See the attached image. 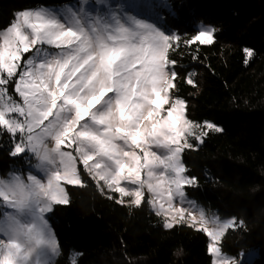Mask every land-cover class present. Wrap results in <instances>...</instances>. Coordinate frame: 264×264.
<instances>
[{
    "label": "snow or ice",
    "instance_id": "6c2138e0",
    "mask_svg": "<svg viewBox=\"0 0 264 264\" xmlns=\"http://www.w3.org/2000/svg\"><path fill=\"white\" fill-rule=\"evenodd\" d=\"M94 2L105 10H86L88 0L76 9L21 10L0 29V133L12 139L11 156L31 152L46 176L0 179V200L16 212L0 222V264H51L60 254L44 214L69 203L64 183L83 184L80 165L116 203L139 207L147 193L164 227L205 234L211 264H240L218 246L235 218L209 217L187 199L186 188L198 185L182 159L194 147L189 138L202 143L222 129L188 119L186 101L172 95L178 73L170 50L180 35ZM214 32L202 27L184 43L211 45ZM186 82L194 85L190 75Z\"/></svg>",
    "mask_w": 264,
    "mask_h": 264
},
{
    "label": "trees",
    "instance_id": "16d2710c",
    "mask_svg": "<svg viewBox=\"0 0 264 264\" xmlns=\"http://www.w3.org/2000/svg\"><path fill=\"white\" fill-rule=\"evenodd\" d=\"M70 0H0V29L14 13L40 4ZM170 29L181 40L170 50L178 76L174 94L186 101L187 117L209 120L222 131L183 152L198 185L186 192L209 213L235 217L219 246L233 256L250 248L264 264V0H173ZM205 23L215 29L211 45H186ZM245 50H251L248 56ZM191 76L194 85L186 82ZM11 92L12 89L10 88ZM12 139L0 133V174L24 155L11 156ZM82 185H67L69 203L55 204L49 222L60 254L52 264H211L209 238L187 224L164 227L165 220L145 202L118 204L79 166ZM128 198H125L127 201ZM243 221V225H240Z\"/></svg>",
    "mask_w": 264,
    "mask_h": 264
},
{
    "label": "rangeland",
    "instance_id": "374dc122",
    "mask_svg": "<svg viewBox=\"0 0 264 264\" xmlns=\"http://www.w3.org/2000/svg\"><path fill=\"white\" fill-rule=\"evenodd\" d=\"M172 1L173 0H105V3L109 7H118L120 10H122L127 15H135L137 18L145 19L147 22L154 23L158 27H162V29L166 30L169 33L177 34L176 30L170 29V27L168 25V22H167L168 21V16L173 14ZM81 4H82V0H70V1H67L66 3H64V4H40V5H37L34 8H27V9H24V10L38 9L40 7H46V8H49V9H53V8H69V7H71L73 9H76ZM83 6L85 7L86 10H89V11H92V12H95V11L103 12L105 10V9L95 5L94 0H88V3L84 4ZM198 27H199V30H200L202 27H212V26L207 25L205 23L204 24L201 23V24L198 25ZM45 47L50 52H56L57 51L54 47H50V46H45ZM28 55H32V53H29ZM175 84H176V82H175ZM174 90H175V88L171 90L172 91V95L176 96L174 94ZM9 91L11 92L10 89H9ZM13 95H14L15 99H19L18 96H15V94H13ZM193 122L201 124V125H203L205 122L213 123V122H211L209 120H205L203 122H195V121H193ZM217 127H219V126H217ZM204 130L207 131V129H204ZM189 139L193 143L192 138L190 137ZM203 141H204V139H203ZM197 143L201 144L199 142H197ZM193 145H194V143H193ZM53 146H50V147H53ZM62 148H64L65 150H70V149H67L66 146H62ZM154 150H156V149H154ZM156 151H158V154H160V152H161V150H156ZM22 155H24V161L28 162L29 165L27 167H23V168L16 166V167H14L11 170V172L9 174H7V175L0 174V179L7 181L12 176L18 175V176H21L25 181H27V176L29 174H31V175L37 176L38 179H41L42 181L46 182V176H45L44 170L37 167V164L39 162L38 159L31 152H26V153H24ZM62 183H64V182H62ZM64 186H65L66 192L68 194L66 183H64ZM149 197H150V199L153 198L150 195H149ZM68 198H69V194H68ZM187 199L189 201H193L195 203L196 207H197V210L202 209L206 213V215L209 216V217H218L221 221L233 218V217L221 218L216 213H209L200 202H198L194 197H191L188 194H187ZM54 206H55V204H53V208H54ZM165 206L167 207V205H165ZM176 206L177 207L180 206L178 202H177ZM184 206L187 207L188 205L185 204ZM51 212L52 211L46 212L44 214V217L47 220L50 229L54 233V231L52 229V226L50 225V222H49V215L51 214ZM5 214L16 215V212H15L14 209H11V208L7 207V205H5L2 200H0V222L4 221ZM161 216L165 220V216L164 215H161ZM168 219L170 220L171 217H168ZM235 220H236V218H235ZM236 222H237V220H236ZM0 238L6 239V237H4L3 235H0ZM218 246H219V244H218ZM222 253L224 255L230 257V258H235L237 261L240 262V264H252L253 260L259 255V251L257 249H254V248H250V249H248L246 251H243L238 256H233V255L225 253L223 251H222ZM241 254H243V258H241ZM55 258H56V256L51 257V264L53 263Z\"/></svg>",
    "mask_w": 264,
    "mask_h": 264
},
{
    "label": "bare ground",
    "instance_id": "6f19581e",
    "mask_svg": "<svg viewBox=\"0 0 264 264\" xmlns=\"http://www.w3.org/2000/svg\"><path fill=\"white\" fill-rule=\"evenodd\" d=\"M20 164L22 165V168L27 167L29 165L28 162L24 161V162L17 163L16 166L19 167L18 165H20Z\"/></svg>",
    "mask_w": 264,
    "mask_h": 264
},
{
    "label": "built area",
    "instance_id": "2783aa9c",
    "mask_svg": "<svg viewBox=\"0 0 264 264\" xmlns=\"http://www.w3.org/2000/svg\"><path fill=\"white\" fill-rule=\"evenodd\" d=\"M50 146H53V144L51 143V142H49V147ZM19 167H22V165L20 164V165H18Z\"/></svg>",
    "mask_w": 264,
    "mask_h": 264
}]
</instances>
